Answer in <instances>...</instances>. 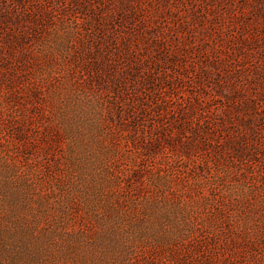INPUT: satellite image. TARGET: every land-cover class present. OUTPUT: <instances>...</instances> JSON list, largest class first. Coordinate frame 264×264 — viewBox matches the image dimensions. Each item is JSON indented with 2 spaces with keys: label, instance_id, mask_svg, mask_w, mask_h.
I'll list each match as a JSON object with an SVG mask.
<instances>
[{
  "label": "rangeland",
  "instance_id": "rangeland-1",
  "mask_svg": "<svg viewBox=\"0 0 264 264\" xmlns=\"http://www.w3.org/2000/svg\"><path fill=\"white\" fill-rule=\"evenodd\" d=\"M0 264H264V0H0Z\"/></svg>",
  "mask_w": 264,
  "mask_h": 264
}]
</instances>
